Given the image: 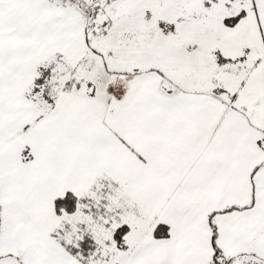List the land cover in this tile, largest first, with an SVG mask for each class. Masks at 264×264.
Instances as JSON below:
<instances>
[{"label": "snow or ice", "instance_id": "obj_1", "mask_svg": "<svg viewBox=\"0 0 264 264\" xmlns=\"http://www.w3.org/2000/svg\"><path fill=\"white\" fill-rule=\"evenodd\" d=\"M0 264H264V0H0Z\"/></svg>", "mask_w": 264, "mask_h": 264}]
</instances>
